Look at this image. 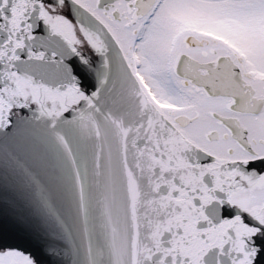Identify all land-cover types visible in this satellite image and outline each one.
Here are the masks:
<instances>
[{
	"label": "snow or ice",
	"instance_id": "obj_1",
	"mask_svg": "<svg viewBox=\"0 0 264 264\" xmlns=\"http://www.w3.org/2000/svg\"><path fill=\"white\" fill-rule=\"evenodd\" d=\"M0 264H264V0H0Z\"/></svg>",
	"mask_w": 264,
	"mask_h": 264
}]
</instances>
